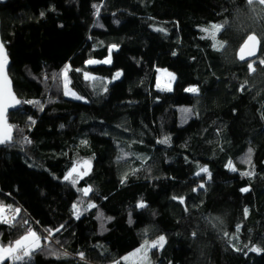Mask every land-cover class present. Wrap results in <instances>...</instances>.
I'll list each match as a JSON object with an SVG mask.
<instances>
[{
	"label": "trees",
	"instance_id": "trees-1",
	"mask_svg": "<svg viewBox=\"0 0 264 264\" xmlns=\"http://www.w3.org/2000/svg\"><path fill=\"white\" fill-rule=\"evenodd\" d=\"M0 15L23 104L0 145V204L14 210L0 245L31 229L42 244L27 264H264V5L8 0ZM249 35L259 51L242 61ZM112 45L110 64H87ZM158 68L176 74L171 90ZM65 73L83 99L65 95Z\"/></svg>",
	"mask_w": 264,
	"mask_h": 264
},
{
	"label": "snow or ice",
	"instance_id": "snow-or-ice-1",
	"mask_svg": "<svg viewBox=\"0 0 264 264\" xmlns=\"http://www.w3.org/2000/svg\"><path fill=\"white\" fill-rule=\"evenodd\" d=\"M248 4L250 6L254 5L255 3H259L261 5H264V0H247ZM94 7H96L94 5ZM99 12V9L97 8V14ZM43 15V13H41ZM220 25H213V31L210 33L213 40L216 38V33L220 30ZM159 31H163V29H158ZM204 31H207L205 29ZM258 43L256 35H249L244 42V44L241 46L239 50V59L245 60V52L247 50L248 55H253V49L255 48L256 44ZM217 46V45H214ZM112 48H116L117 45H112ZM218 47H223L222 44H219ZM110 60H104V61H95V60H89L87 63H109ZM261 63H264V61H261ZM6 65H7V54L4 49V44L0 43V144H5L12 141V129L13 125H10L7 120L8 115V109L11 107H15L16 105L20 104L21 101L17 100L15 96L11 92L10 88V81L8 80V77L6 75ZM248 69L250 71H255L253 68V63H248ZM120 73H117L116 76L119 77ZM171 75V74H170ZM87 76V74H86ZM174 78V77H173ZM65 79H66V73H65ZM66 87V85H65ZM168 90H171L170 88ZM185 91L196 93L198 91L197 88L192 87L185 89ZM68 92L65 91V95H67ZM27 103H32L31 101H28ZM185 112L189 111L188 109L184 110ZM31 120V117L29 118ZM34 123V121H33ZM30 142V141H28ZM160 143H168V138L166 137L164 140L160 141ZM249 153H251V149H249ZM89 162L84 161L80 164L75 165L67 175L64 176V180L68 181L73 178V173H76L78 176L87 175V166ZM228 167L232 168L233 171L236 169L232 166V162L229 161ZM80 168H85V171L83 173L79 172ZM206 167L201 168V172H207ZM245 175H248V173H245ZM77 182L76 179H72V183L75 184ZM203 187V185H201ZM81 191L84 193V195H87L90 189H81ZM242 191H247V189H242ZM173 199H177V197H173ZM180 202L183 203V198H179ZM11 208V206H8ZM89 207H95L94 204H89ZM138 207H145L143 202L138 204ZM73 208L76 209L77 218L79 216V209L76 205H73ZM16 212H19V209L15 210ZM247 210H245V213ZM4 213V206L0 204V222L7 223L8 217H5L3 215ZM14 219V217L12 218ZM26 223V222H25ZM61 228L63 225L60 226ZM60 229H56L55 231H59ZM239 231V229H237ZM49 234H52V230H49ZM227 235V233H225ZM39 238L36 236V233L33 232L31 229L28 230V233L24 236H22L20 239H17L14 244H10L9 246H2L0 245V264L6 259H11L14 262L15 261H24L25 264H27V260L30 259L32 253L35 251L36 248H39L40 245L38 243ZM165 241L164 236H160L157 240L152 241L149 243L148 241H145L144 245L141 246L140 249L137 250V253H134L133 255H140L143 254L144 258L147 256V249L148 248H156L157 246L162 247L163 243ZM249 251L252 252H258L261 251V249L257 247H252L249 249ZM81 258H83V253L80 254ZM128 259V258H124ZM116 264H119V262H116Z\"/></svg>",
	"mask_w": 264,
	"mask_h": 264
},
{
	"label": "rangeland",
	"instance_id": "rangeland-1",
	"mask_svg": "<svg viewBox=\"0 0 264 264\" xmlns=\"http://www.w3.org/2000/svg\"><path fill=\"white\" fill-rule=\"evenodd\" d=\"M119 47L117 46L116 48H110V51H109V54L107 57H105L104 59H90V60H95V61H104V60H110L109 63H92V64H89L87 63L88 65H96V64H110L111 61H112V52L117 50ZM89 61V60H88ZM87 61V62H88ZM171 74V75H170ZM121 75V73H120ZM119 75V77H120ZM87 77H90L93 79V81L96 83V86L97 87H102L104 88L105 85H106V80L105 79H101V78H98L96 76H92V75H89L87 74ZM119 77H115V78H119ZM174 77V78H173ZM176 81V74L166 68H158L157 69V76H156V83L157 85L159 86H165L167 88H170L172 89L174 83ZM108 82V81H107ZM64 83L66 85L65 87V91L68 92V94L66 96L68 97H72V98H76V99H83L80 95H78L71 87H70V82L68 80V78L66 77V79L64 80ZM192 88V87H190ZM91 163L89 162L88 166H87V172L90 170L91 168ZM85 171V168H80L79 169V172L80 173H83ZM77 215V214H76Z\"/></svg>",
	"mask_w": 264,
	"mask_h": 264
},
{
	"label": "water",
	"instance_id": "water-1",
	"mask_svg": "<svg viewBox=\"0 0 264 264\" xmlns=\"http://www.w3.org/2000/svg\"><path fill=\"white\" fill-rule=\"evenodd\" d=\"M7 1L8 0H0V4H4ZM257 40H258V43L256 44L255 48L253 49V53L254 54L253 55H248L247 54V50H246V52H245V60L251 59V58L255 57L258 54V51H259V39L257 38ZM0 43H3L4 44V49H5V52L7 54L6 75L8 77V80L10 81L11 92H12V94L15 96V98L17 100L21 101L20 104L16 105L15 107H11V108L8 109L7 120H8V123L10 125H12L11 122H10V119H9L10 113L13 112V111H16V110L20 109L23 104H22V100L20 99V97L17 95V93L15 91L14 82H13V80H12L10 74H9V67H10V64H11V58H10V56L8 54V49H7L6 45H5V43L3 42L2 35H1V15H0ZM13 135H14V127L12 129V141H13ZM12 141L11 142H8V143H5V144H0V145L10 144V143H12Z\"/></svg>",
	"mask_w": 264,
	"mask_h": 264
},
{
	"label": "built area",
	"instance_id": "built-area-1",
	"mask_svg": "<svg viewBox=\"0 0 264 264\" xmlns=\"http://www.w3.org/2000/svg\"><path fill=\"white\" fill-rule=\"evenodd\" d=\"M14 213L13 208H9L8 206L4 207V214L6 217H11Z\"/></svg>",
	"mask_w": 264,
	"mask_h": 264
},
{
	"label": "crops",
	"instance_id": "crops-1",
	"mask_svg": "<svg viewBox=\"0 0 264 264\" xmlns=\"http://www.w3.org/2000/svg\"><path fill=\"white\" fill-rule=\"evenodd\" d=\"M33 232H35L34 230H32ZM36 233V232H35ZM26 235V234H25ZM36 236L39 238V240H38V243H39V245L41 246V244H42V238L36 233ZM37 249V248H36ZM35 249V250H36ZM10 259V258H9ZM6 260H8V259H6Z\"/></svg>",
	"mask_w": 264,
	"mask_h": 264
}]
</instances>
